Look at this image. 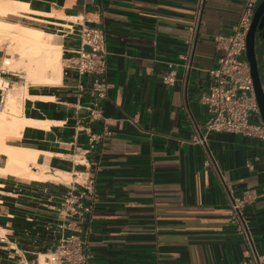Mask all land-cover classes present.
Listing matches in <instances>:
<instances>
[{
	"label": "crops",
	"instance_id": "0c3cea01",
	"mask_svg": "<svg viewBox=\"0 0 264 264\" xmlns=\"http://www.w3.org/2000/svg\"><path fill=\"white\" fill-rule=\"evenodd\" d=\"M12 1L26 6L17 16L21 23L60 46L62 71L58 84H28L22 92L20 118L39 124L4 137L6 147L47 153L38 163L56 180L0 175V264H43L59 239L60 222L86 239L89 264H238L252 250L230 224L228 208L230 196L243 192H250L243 208L248 233L264 255L259 143L207 134L208 114L199 103L209 86L206 72L220 56L214 40L230 33L243 0L203 1L187 73L181 57L198 0ZM81 27L105 35L109 89L98 105L102 119L94 122L75 110L91 100V78H79L71 67L79 41L69 30ZM10 57L0 52L6 90L24 84L21 72L3 68ZM169 63L177 65L173 86L162 83ZM77 84L84 88L81 98ZM202 138L204 146L194 141ZM77 157L80 165L72 163ZM5 161L0 154V169ZM88 179L93 193L79 197ZM70 189L82 207H92L88 214L64 217Z\"/></svg>",
	"mask_w": 264,
	"mask_h": 264
},
{
	"label": "built area",
	"instance_id": "2783aa9c",
	"mask_svg": "<svg viewBox=\"0 0 264 264\" xmlns=\"http://www.w3.org/2000/svg\"><path fill=\"white\" fill-rule=\"evenodd\" d=\"M204 0H198V11L194 24L189 28V38L185 42L186 53L181 57L180 66L187 73L191 69V58L196 40L199 11ZM258 0H243V8L237 23L230 29V33L217 36L214 40L216 50L220 52L217 65L208 70L209 86L206 94L200 97V105L206 108L208 118L204 129L209 133H229L240 135L244 138L256 140L260 146V155L255 161H259L264 174V127L259 121V114L255 96L253 93L252 79L250 77L246 60V37L250 30ZM70 35L75 36L78 47L72 52L71 67L79 78L88 76L91 78L89 95L91 100L76 106V111H84L89 120L99 121L102 112L99 103L107 97L109 86L106 83L107 51L105 35L102 29L81 27L78 30L70 29ZM6 46L0 45V52H5ZM176 66L167 64L166 72L162 76V83L173 86L177 79ZM77 96L82 97L84 88L81 84L76 86ZM4 107L3 97L0 98V111ZM197 144L205 145L202 138L194 139ZM205 166H209L213 159L206 149ZM82 157L74 158L72 163L80 165ZM249 172H254L252 163L246 165ZM76 177V174H73ZM93 180H86L81 185L83 192L93 193ZM75 189H70L63 201L62 209L66 212L64 217L71 215L81 216L88 214L92 207H82L74 195ZM264 196V184L260 189ZM250 192H243L239 198L230 196L228 208V220L235 231L241 235L252 250V256L241 260L238 264H264V255H258L255 251L243 217L244 205L250 200ZM71 208V209H70ZM60 213V212H59ZM55 230L59 234L54 249L49 253L43 264H89L86 239L72 229L71 223L60 222Z\"/></svg>",
	"mask_w": 264,
	"mask_h": 264
},
{
	"label": "bare ground",
	"instance_id": "6f19581e",
	"mask_svg": "<svg viewBox=\"0 0 264 264\" xmlns=\"http://www.w3.org/2000/svg\"><path fill=\"white\" fill-rule=\"evenodd\" d=\"M24 10H26L24 4L0 0V40L5 37L9 46L4 41L1 43L4 39L0 41V45H5V51L12 54L11 58L4 59L3 67L8 71L21 72V77L25 80L22 87L14 86L6 90L7 82L0 79V89H5L4 107L0 111V154L6 157L5 168L0 169V175L10 173L33 180H56L53 175L45 174L48 166H40L38 163L39 156L47 158V153L9 148L4 144V137L7 134H16L24 124H36L20 118L22 92L26 86L58 84L61 79V48L52 42V37L34 27L21 25L19 21L3 20L17 17L19 12ZM56 174L63 175L60 172Z\"/></svg>",
	"mask_w": 264,
	"mask_h": 264
},
{
	"label": "water",
	"instance_id": "95a60500",
	"mask_svg": "<svg viewBox=\"0 0 264 264\" xmlns=\"http://www.w3.org/2000/svg\"><path fill=\"white\" fill-rule=\"evenodd\" d=\"M264 22V0H258L250 30L246 37V60L248 63L250 77L252 79L253 93L257 103L259 121L264 127V90L258 75L255 56V39Z\"/></svg>",
	"mask_w": 264,
	"mask_h": 264
},
{
	"label": "flooded vegetation",
	"instance_id": "af4514ba",
	"mask_svg": "<svg viewBox=\"0 0 264 264\" xmlns=\"http://www.w3.org/2000/svg\"><path fill=\"white\" fill-rule=\"evenodd\" d=\"M262 29L258 31L255 39V56L257 62L258 75L262 88L264 90V22L262 23Z\"/></svg>",
	"mask_w": 264,
	"mask_h": 264
},
{
	"label": "rangeland",
	"instance_id": "374dc122",
	"mask_svg": "<svg viewBox=\"0 0 264 264\" xmlns=\"http://www.w3.org/2000/svg\"><path fill=\"white\" fill-rule=\"evenodd\" d=\"M1 19V18H0ZM3 20H5V21H7V22H13V21H19V23L21 24V25H24V26H29V27H33V26H30V25H28V24H23V23H21L20 22V19L19 18H17V17H9V18H4ZM12 20V21H11ZM2 39H4V40H2ZM0 41H1V43H6L7 45H8V43H7V40L5 39V37L4 38H2ZM4 41V42H3ZM9 46V45H8ZM6 52V51H5ZM7 54H9V55H11V57H12V54L9 52V51H7L6 52ZM10 57V58H11ZM4 68V67H3ZM7 70V69H6ZM25 81V80H24Z\"/></svg>",
	"mask_w": 264,
	"mask_h": 264
}]
</instances>
